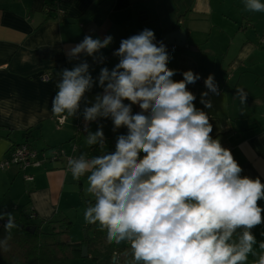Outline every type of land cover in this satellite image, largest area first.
<instances>
[{
	"label": "clouds",
	"instance_id": "clouds-1",
	"mask_svg": "<svg viewBox=\"0 0 264 264\" xmlns=\"http://www.w3.org/2000/svg\"><path fill=\"white\" fill-rule=\"evenodd\" d=\"M245 9L264 12V3L245 0ZM154 40V31L147 28L122 39L113 53L119 62L111 71L102 67L95 79L86 61L59 74L51 103L54 116H75L85 93L96 85L102 94L84 107V120L110 117L114 131L127 128L126 135L117 137L114 152L68 160L73 179L88 174L87 192L94 202L84 220L106 230L110 243L130 242L131 264H246L250 254L257 255L251 229L264 223V209L258 206L264 184L259 178L241 177L231 151L210 135L209 116L195 107L196 97L187 89L200 75L188 70L174 81L176 70L167 66L165 45ZM112 41L111 35L85 36L67 55L72 60L86 53L103 63L94 54ZM204 85L208 92L201 93V103L211 108L205 98L209 92L219 94L213 75ZM237 96L244 103L242 89ZM135 104L141 111L132 114ZM104 142L102 125L88 132L89 146ZM6 215L3 227L10 234L17 225L11 213ZM238 229L242 233L234 239ZM0 247L7 250V239ZM259 247L264 249V243ZM256 264H264V254Z\"/></svg>",
	"mask_w": 264,
	"mask_h": 264
},
{
	"label": "crops",
	"instance_id": "crops-1",
	"mask_svg": "<svg viewBox=\"0 0 264 264\" xmlns=\"http://www.w3.org/2000/svg\"><path fill=\"white\" fill-rule=\"evenodd\" d=\"M138 2H162L169 12L173 8L172 16L158 13L155 17L162 23L157 38L183 24V51L165 47L170 57L167 66L176 70L173 80L180 81L188 70L200 75L187 89L196 97L195 107L208 114L213 129L210 135L231 151L242 168L241 177L259 178L264 184V80L260 82L264 78V12L246 10L245 0H0V161L15 146L26 143L37 152L38 160L51 149H62L66 156L84 155L86 159L115 151L117 137L126 135L127 128L114 131L110 117H98L93 122L83 117L84 107L95 102L102 88L94 85L86 92L77 114L61 126V117L53 115L51 103L63 69L71 70L86 61L95 79L102 67L111 71L119 62L113 53L120 41L138 32L141 14L150 19L146 7L138 11ZM108 35L113 37L112 43L94 54L102 56L103 63H95L86 53L69 59L67 52L85 36L103 39ZM209 74L217 84L224 82L221 86L226 89L218 95L209 92L205 99L211 101L212 107L205 108L201 93L208 92L204 79ZM236 75L239 80L248 78V87L253 90L252 95L246 94L244 102L252 101L246 109L232 81ZM140 111L138 104L132 105V114ZM99 125L111 146L86 143L88 132L94 133ZM17 172L16 167L0 171V197L10 199L15 217L24 221L25 206L32 210L36 221L43 222L53 218L69 220L70 212L78 209L76 204L87 208L94 202L87 192L88 174L73 179L63 158L29 168L32 181H24ZM258 204L264 205V199ZM88 235L93 237V231ZM101 248L109 251L108 241L93 247L90 253Z\"/></svg>",
	"mask_w": 264,
	"mask_h": 264
},
{
	"label": "trees",
	"instance_id": "trees-1",
	"mask_svg": "<svg viewBox=\"0 0 264 264\" xmlns=\"http://www.w3.org/2000/svg\"><path fill=\"white\" fill-rule=\"evenodd\" d=\"M163 36L158 38L155 37L154 43H157L159 46V42H163L166 48L172 49L164 42ZM174 50L178 49L176 48ZM178 51H183V49ZM78 61L79 60H76V62ZM26 145L28 144L26 143ZM69 156L73 159L79 158V156L74 154ZM64 159L66 160V158H63V160ZM67 166L68 161L66 160V167ZM27 170L28 169L25 171L19 170L17 175H20L26 182L32 181L24 177H32ZM24 209L23 212L25 213V217H27V219L25 218L26 221L22 220L20 217H15L14 205L10 199L4 196L0 197V214H3V218H0V241L7 239V250L5 251L3 247H0V264H70L71 261L81 258L83 246L88 247L87 258L92 259L98 264H131L132 249L130 243L119 247L116 246L114 242H108L109 251H105V248H101L97 253H90L93 247L97 248L99 245H103L102 241L105 244L108 241L107 234L101 229L97 230L100 228L98 223L88 224L84 228L86 231L85 237L79 242H74L69 239V234L74 224L68 219L53 218L43 222L36 221V218L32 216V210L27 206H25ZM8 213L12 214L17 225L16 228L11 230L10 234L3 227L7 222L6 214ZM33 227H35L34 232H31L30 230ZM90 230L93 231V237H89L88 235ZM60 235L64 237L63 241H58L56 239V237ZM108 253H110V255L106 257Z\"/></svg>",
	"mask_w": 264,
	"mask_h": 264
},
{
	"label": "rangeland",
	"instance_id": "rangeland-1",
	"mask_svg": "<svg viewBox=\"0 0 264 264\" xmlns=\"http://www.w3.org/2000/svg\"><path fill=\"white\" fill-rule=\"evenodd\" d=\"M137 5H138V11H143V9L145 7L147 8V11L150 15V19L138 21L139 30L136 34H139L142 30L147 28V29L154 31L155 35H158L159 34L158 28H160L162 26V23L156 20V18H155L156 15L158 13H165V14L172 16V13H173V8H172L171 12L167 11L166 5H164L162 2L159 4L152 3V2H149V3L138 2ZM175 8H176V6H175ZM176 12H177V8H176L175 13ZM143 16L147 17V15L145 13H143L140 15V18ZM181 24H182V22H181ZM239 79L240 78H238V75H236L232 80L233 82L236 83V91H237V89H242L244 91V93H246L247 95H252L253 90L248 87L250 85V84H248V78H242L241 80H239ZM258 79H260V78H258ZM263 80H264V78H261L260 82ZM259 84L260 83L258 82V86H259ZM242 86H244V88H241ZM249 102H252V101H248V102H244V103H240V104L242 105V107L244 109H246V107L249 106ZM105 131H106V129H105ZM110 131H112V130H110ZM34 144L36 145V143H34ZM104 144L107 146H111L107 141H105ZM36 149H38V148H36ZM48 152H49L48 154L45 153L47 157H49L51 154L50 151H48ZM66 168L68 170V167H66ZM77 200L78 199H76V201ZM76 206L78 207V209L70 212L71 214H70V216H68L69 221L72 224H74V226L71 228V232L69 234L70 241L71 240L77 241L79 239H83L85 237V234H86V231L84 229H82L80 231V228L87 223L84 220V212L86 210V208H85L86 205L81 204L80 206H78V204H76ZM258 206H260L262 209H264V205L258 204ZM261 215H262V218H264V212H262ZM84 222H85V224H82ZM97 230H100V228ZM84 232H85V234H84ZM251 232L255 236V239L257 241L256 245H254V250L257 253V255L253 256L250 254L246 264H256V261H258V259H259V255L264 254V249H261L259 247L260 243H264V223H261L260 225L251 229ZM241 233H242V229H238L237 232L234 234V239L238 238ZM56 239L58 241H63L64 237L60 235V236L56 237ZM102 243L104 244L103 241H102ZM117 244H118V246H124V245H127L128 243H127V241H122V242L117 243ZM70 264H95V263H93V261L90 258H85V259L80 258V259H75V260L71 261Z\"/></svg>",
	"mask_w": 264,
	"mask_h": 264
},
{
	"label": "built area",
	"instance_id": "built-area-1",
	"mask_svg": "<svg viewBox=\"0 0 264 264\" xmlns=\"http://www.w3.org/2000/svg\"><path fill=\"white\" fill-rule=\"evenodd\" d=\"M49 75L45 78L47 79ZM59 126L63 125L64 119H58ZM50 156L47 157L45 153H42L41 160L37 159V152L29 145L22 144L15 146L9 153L8 157L2 161H0V171L8 170L13 166H16L19 170L25 171L31 167H37L41 164V162H46L48 160H57L59 158H66L68 161L70 156L66 157L63 150L60 149H52L50 150ZM73 159V158H72ZM28 180H32V177H27Z\"/></svg>",
	"mask_w": 264,
	"mask_h": 264
},
{
	"label": "water",
	"instance_id": "water-1",
	"mask_svg": "<svg viewBox=\"0 0 264 264\" xmlns=\"http://www.w3.org/2000/svg\"><path fill=\"white\" fill-rule=\"evenodd\" d=\"M146 17L143 16L142 20H145ZM169 32L164 34L163 40L167 45L182 48L185 46L186 38H185V32L183 30V24H181V27L178 29H175V27L171 28ZM35 227H33L30 231L34 232ZM85 234V232H84ZM81 258L85 259L88 257V247L83 246L81 250Z\"/></svg>",
	"mask_w": 264,
	"mask_h": 264
},
{
	"label": "bare ground",
	"instance_id": "bare-ground-1",
	"mask_svg": "<svg viewBox=\"0 0 264 264\" xmlns=\"http://www.w3.org/2000/svg\"><path fill=\"white\" fill-rule=\"evenodd\" d=\"M175 29H178L177 26H175ZM185 38H186V37H185ZM185 45H186V43H185ZM167 46H169V47L172 48L173 50L176 49V48H177V49H181V48L173 47V46H170V45H167ZM182 48H185V46L182 47ZM217 85H218L219 93L225 91L226 87H225V86H221V85H224V82H223V83H220V84H217ZM205 88H206V87H205ZM206 89H207V88H206ZM263 89H264V88H261L262 91H263ZM207 90H208V89H207Z\"/></svg>",
	"mask_w": 264,
	"mask_h": 264
}]
</instances>
